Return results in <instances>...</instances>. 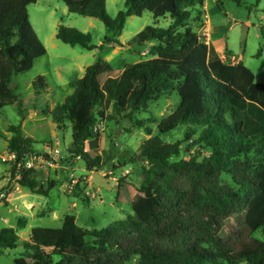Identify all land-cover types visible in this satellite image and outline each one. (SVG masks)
<instances>
[{
  "label": "trees",
  "instance_id": "1",
  "mask_svg": "<svg viewBox=\"0 0 264 264\" xmlns=\"http://www.w3.org/2000/svg\"><path fill=\"white\" fill-rule=\"evenodd\" d=\"M36 1L0 0V107L17 102L21 108L13 79L46 52L27 11ZM61 1L69 12L100 19L107 30L104 43L119 41L128 16L148 11L168 21L166 27L146 25L127 42L148 44L147 58L114 68L99 57L75 80L74 92L53 108L52 121L59 129L69 123L72 152L87 169L102 164L101 155L85 150V142L99 137L95 127L109 109L132 120L146 111L149 100L174 90L179 99L131 159L142 164L146 177L139 191L152 199L157 218L134 214L89 231L67 214L60 227H33L13 264H264V239L249 236V248L239 251L220 242L242 225L264 234V83L242 61L223 60L213 46L201 44L194 26H203L204 12L195 7H203L204 0H124L125 9L114 17L106 13L105 0ZM56 38L88 50L96 47L89 33L73 27L60 25ZM46 86L42 75L32 82L35 94ZM135 122L151 134L145 121ZM182 124L189 125L184 140L161 139ZM9 128L14 132L8 142L11 176L33 193L47 195L53 182L42 183L23 166L22 149L30 151L31 140L16 126ZM184 141L198 148L173 159ZM226 171L233 185L221 184ZM18 243L14 228L0 227V248Z\"/></svg>",
  "mask_w": 264,
  "mask_h": 264
},
{
  "label": "rangeland",
  "instance_id": "2",
  "mask_svg": "<svg viewBox=\"0 0 264 264\" xmlns=\"http://www.w3.org/2000/svg\"><path fill=\"white\" fill-rule=\"evenodd\" d=\"M203 4L195 8L206 14L215 37L226 43L228 53L242 56V62L253 72L256 81L264 83V0H204ZM105 9L114 17L125 9L124 0H105ZM27 11L46 52L35 59L30 70L13 79L11 86L21 108L17 102L0 107V227H12L19 236L16 247L0 248V264H13L14 258L22 254V241L28 238L33 227H60L67 214H72L76 224L89 231L113 225L134 214L145 220L157 218L152 199L139 191L146 177L142 164L131 162V159L138 146L157 133V123L175 109L179 99L178 91L174 90L149 100L146 111L135 113L132 120L119 117L109 109L105 120L96 125L99 137L85 142V150L101 155L102 164L87 169L84 161L72 152L69 123L65 122L60 129L53 125V108L74 92L75 80L99 57L114 68L147 58L148 44L134 47L127 42L146 25L166 27L168 21L154 19L148 11L141 16H128L119 41L104 43L107 30L103 22L96 17L69 12L61 0H37L27 6ZM60 25L89 33L91 44L96 47L88 50L63 43L56 38ZM201 27L194 26V29L201 31L203 36ZM201 42L207 47L203 40ZM38 75L45 77L47 86L40 94H35L32 82ZM135 120L145 121L151 134ZM11 125L17 127L21 137L31 140L30 151L27 147L22 149L25 153L23 164L29 161L42 183L53 182L47 195L33 193L11 176L13 156L8 150V142L14 135L9 128ZM188 126L179 125L160 137L166 142L184 140ZM189 143L182 142L180 155L173 159L198 148ZM220 182L233 185L232 173L222 172ZM249 236L264 239L261 231L251 232L242 225L232 228L220 242L230 245L234 251L244 250L249 248ZM124 264H134V261Z\"/></svg>",
  "mask_w": 264,
  "mask_h": 264
},
{
  "label": "crops",
  "instance_id": "3",
  "mask_svg": "<svg viewBox=\"0 0 264 264\" xmlns=\"http://www.w3.org/2000/svg\"><path fill=\"white\" fill-rule=\"evenodd\" d=\"M203 18H204V24L201 27V30H203L202 32L203 36H201V31H198V32H199L201 40L204 41L206 46L207 47L210 45L213 46L223 60H227L226 58H229V59L233 58L235 61H231V62L242 61V56H234L232 53H228L226 43L224 41H221L219 37H215V34L212 31V27L210 26V23L208 22V18L206 14H204ZM53 125H55V123H53Z\"/></svg>",
  "mask_w": 264,
  "mask_h": 264
},
{
  "label": "built area",
  "instance_id": "4",
  "mask_svg": "<svg viewBox=\"0 0 264 264\" xmlns=\"http://www.w3.org/2000/svg\"><path fill=\"white\" fill-rule=\"evenodd\" d=\"M96 130V127H95ZM25 167V169L31 168V164L29 163V161L23 165ZM17 177H19V175H17Z\"/></svg>",
  "mask_w": 264,
  "mask_h": 264
}]
</instances>
